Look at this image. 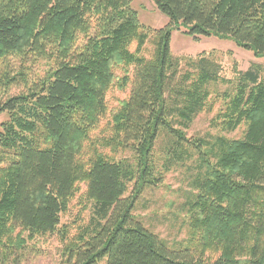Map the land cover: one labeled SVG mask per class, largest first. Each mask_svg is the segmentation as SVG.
<instances>
[{
	"label": "trees",
	"instance_id": "trees-1",
	"mask_svg": "<svg viewBox=\"0 0 264 264\" xmlns=\"http://www.w3.org/2000/svg\"><path fill=\"white\" fill-rule=\"evenodd\" d=\"M152 1L169 19L159 29L139 23L131 0H0V113L8 115L0 152L13 154L5 165L0 155V249L24 243V232L54 233L80 193L92 222L66 242L68 264H264L261 68L239 71L235 91L224 94L220 125L247 122L243 137L195 143L182 128L205 109L220 68L200 54L180 73L169 52L171 29L182 24L195 39L214 33L264 55V0ZM14 56L54 67L28 81ZM130 65L131 77L116 79L114 68ZM128 82L127 96L109 105L112 87ZM161 136L169 161L178 148L200 153L186 200L190 236L177 246L137 220L135 198L124 195L131 182L159 181L152 156ZM126 149L133 159L117 156Z\"/></svg>",
	"mask_w": 264,
	"mask_h": 264
},
{
	"label": "rangeland",
	"instance_id": "rangeland-1",
	"mask_svg": "<svg viewBox=\"0 0 264 264\" xmlns=\"http://www.w3.org/2000/svg\"><path fill=\"white\" fill-rule=\"evenodd\" d=\"M130 7L137 12L139 23L150 29H159L169 21L168 17L156 8L152 0H131ZM185 30L187 27L182 24L173 27L169 39L170 55L180 60L179 72L183 73L186 70L187 59L196 58L200 54L207 56L212 64L220 68L218 78L207 83L211 95L205 109L199 112L188 126L182 128L185 137L195 143H213L217 136L230 139L242 138L247 122H242L234 130L223 129L220 125L221 112H224L228 104V97L224 94H233L237 83V73L250 66L260 67V76L264 79V55L256 56L252 50L241 47L231 37L211 33L195 39ZM92 32L93 30L89 34ZM86 37L84 34H79L78 42L84 43ZM149 40L143 51L146 56H149L153 49L150 37ZM10 62L16 69H19L20 64L22 65V71L28 81L43 77L50 68L54 67L53 59L48 58L23 62L22 59L14 56ZM131 70V65L118 66L114 68L113 73L116 79L124 75L131 77ZM128 91L129 82L124 88L113 86L108 93L109 105L117 106L127 96ZM10 93L16 92L10 90ZM7 118V113L1 112L0 124ZM37 137L39 142L43 140L39 135ZM164 147L167 148L166 139L161 136L155 142L152 156L159 181L143 182L142 186L138 185V188L131 182L124 195L131 194L135 198L131 212L137 220L168 245L177 246L190 236L186 200L193 190L191 181L198 170L200 153L192 147L188 148L189 152L178 148L180 152L178 159L169 156L171 157L169 161L163 150ZM202 148L207 146L201 144ZM0 155L5 158L2 165L7 164L13 157L12 152L8 150H1ZM117 156L133 159L132 152L128 149L119 151ZM92 215V205L85 202L80 193L75 194L69 209L62 213L54 233L29 239L24 232V243L5 251L0 249V264H68L66 242L75 239L79 232L91 226ZM100 264H104V260H101Z\"/></svg>",
	"mask_w": 264,
	"mask_h": 264
}]
</instances>
